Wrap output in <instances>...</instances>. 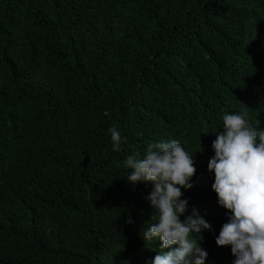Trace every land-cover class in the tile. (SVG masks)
I'll list each match as a JSON object with an SVG mask.
<instances>
[{"label": "trees", "instance_id": "obj_1", "mask_svg": "<svg viewBox=\"0 0 264 264\" xmlns=\"http://www.w3.org/2000/svg\"><path fill=\"white\" fill-rule=\"evenodd\" d=\"M238 111L264 129V0H0V264H147L152 185L125 160L171 139L195 167L180 219L232 264L207 162Z\"/></svg>", "mask_w": 264, "mask_h": 264}, {"label": "clouds", "instance_id": "obj_2", "mask_svg": "<svg viewBox=\"0 0 264 264\" xmlns=\"http://www.w3.org/2000/svg\"><path fill=\"white\" fill-rule=\"evenodd\" d=\"M221 121L207 162L210 190L217 206L226 210L214 243L229 247L232 264H264V129L250 124L243 111L226 112ZM108 132L112 149L119 151V131L112 127ZM124 169H131L127 182L152 185L144 197L152 215L142 239L145 245L156 243V254L147 264H206L207 251L199 241L210 224L195 208L180 219L187 204L181 190L191 186L195 172L193 154L174 139L149 143L142 157L127 156Z\"/></svg>", "mask_w": 264, "mask_h": 264}]
</instances>
